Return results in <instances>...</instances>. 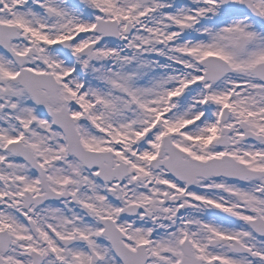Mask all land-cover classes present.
Masks as SVG:
<instances>
[{"label":"snow or ice","instance_id":"1","mask_svg":"<svg viewBox=\"0 0 264 264\" xmlns=\"http://www.w3.org/2000/svg\"><path fill=\"white\" fill-rule=\"evenodd\" d=\"M0 264H264V0H0Z\"/></svg>","mask_w":264,"mask_h":264}]
</instances>
